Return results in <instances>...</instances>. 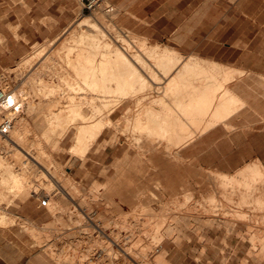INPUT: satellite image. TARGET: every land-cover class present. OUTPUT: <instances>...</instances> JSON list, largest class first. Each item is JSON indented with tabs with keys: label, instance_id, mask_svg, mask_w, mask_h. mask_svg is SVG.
Returning a JSON list of instances; mask_svg holds the SVG:
<instances>
[{
	"label": "rangeland",
	"instance_id": "rangeland-1",
	"mask_svg": "<svg viewBox=\"0 0 264 264\" xmlns=\"http://www.w3.org/2000/svg\"><path fill=\"white\" fill-rule=\"evenodd\" d=\"M66 2L73 11L72 14L67 12L69 16L71 14L69 23L58 35L27 46L25 53L12 63L5 64L0 60V91L1 88L9 90L6 89L8 87L17 91L24 87L22 85H29L28 79L32 73L39 71L46 80L57 83L59 78L52 64L55 60H51L43 70H40V64L48 55H56L58 61L60 56L53 52L59 49L73 30L87 27L81 25L80 28L79 25L83 17L88 15L90 19L96 20L99 28L115 27L123 30L127 34H123L125 38L128 35L131 37L128 40L145 39L149 45L162 44L174 48L182 56L194 54L234 68L236 71L229 76L230 81L226 85L241 99L232 105L234 107L225 119L216 121L212 129L183 148L179 160H182V167L190 175L189 183L185 185L195 188L191 198L185 199L186 186L173 174L175 179L172 184L176 185L165 189L162 200L146 199L151 198V191L154 190L147 183L152 184L154 181L144 179L139 185L141 190L137 192V197H128L129 201L121 199L119 194L107 196L104 188L112 181L116 182V186H121L122 191H126L125 171L130 173L129 166L133 158L130 157V160L125 157L128 146L123 139L131 136L130 131H119L121 141L115 143L112 138L109 139L114 135L113 129L105 130L90 148L83 149V152L79 150L73 157L70 147L75 142V128H67L66 124L64 129L67 132H63V126H57L51 134L43 137L50 103L40 100L43 99L40 94L34 96L28 93V99L33 101L36 108L24 105L23 111L17 116L26 119V129L31 128L28 133L31 143L34 139H41L47 152L45 160L51 165L52 172L62 178L67 189L77 190L80 198L76 202L83 205V211L74 206L77 204L68 195L59 192L52 177L43 172L41 165H30L31 160L27 154L21 153L19 158L14 157L15 147H2L0 144L1 155L12 161L15 170L26 169L28 176L23 193L3 187L6 193L0 202L1 211L14 217V222L8 227L18 231L19 238L13 241L24 246L25 264H137L131 256L144 264H264V261L260 263L249 256L248 251L253 242L247 225L240 223L236 228L226 225L220 227L218 224L210 226L195 218V215L208 213L233 216L236 209H243L249 214L248 217L256 218L253 213L254 203L238 199V193L244 189H233L236 179L232 180V186L226 180V186L233 187L231 192L234 195L237 193L235 197L231 193L226 200L218 194L212 201L209 195L215 192V183L222 180L219 174L235 176L246 164L255 161L264 163V0H102L92 9L85 8L80 0ZM110 7L112 10H108ZM0 40L3 41L1 25ZM37 52H41L44 57H37L21 65L25 56L36 57ZM2 58L4 56L0 54ZM68 89L67 85H62L59 92L57 90V94H54L59 97L62 106L67 104ZM222 93L223 89H217L216 98ZM122 109L117 113V118L122 114ZM119 122L123 126V119ZM196 127L199 126L188 124L187 129L193 130ZM0 138L2 140L3 137L0 135ZM106 138L108 143L101 146ZM31 143L27 148L30 153L34 152L31 149L35 150L36 145V142L32 143L34 146ZM142 160L143 165L146 164L145 158ZM259 180L258 183H261ZM142 186L146 190L143 191ZM172 189L174 194L171 193ZM140 191L144 196H141ZM43 195L51 201L41 208V222L34 223L22 203L38 201ZM53 202L58 207L54 210ZM94 220L102 223L110 236L101 232L94 225ZM170 224L174 228L168 234ZM176 235L180 236L178 241L174 240ZM260 241L258 239L256 243Z\"/></svg>",
	"mask_w": 264,
	"mask_h": 264
},
{
	"label": "bare ground",
	"instance_id": "bare-ground-1",
	"mask_svg": "<svg viewBox=\"0 0 264 264\" xmlns=\"http://www.w3.org/2000/svg\"><path fill=\"white\" fill-rule=\"evenodd\" d=\"M89 17L88 15L84 16L79 25L80 28L81 25H86V28L73 30L71 35L62 42L59 49L53 52V54L57 53L60 56L58 61L55 57L56 55H48L40 64V70H43L51 60H55L52 64L55 66L53 68L59 78L57 83L46 80L39 71L32 73L31 76L29 75V85L24 83L25 85H22L24 87L17 89V91L16 89L15 91L13 89L6 90L5 96L11 94L12 101L16 103L23 102L22 107L29 105V108L35 109V104L28 99V95L31 93L34 96L36 94L42 95L43 99L40 100L47 102V104L50 103L48 104L49 108L45 119L47 126L46 129L44 128L42 135L43 137L48 136L50 132L56 130L57 126L58 128L63 126V129L66 124L67 128L70 126L74 127L75 135L73 139L75 142L70 147L73 157L77 155L79 150L81 151L82 149L81 152H83V149L90 148L105 130L113 129L114 135L109 139L112 138L111 140L115 141V143L121 141L118 134L119 131H130L129 134L131 136L126 137V140H124L125 137L123 139V141H127L128 146L125 157L133 158L132 160L130 159V173L125 171L126 177L124 178L126 181L124 187L126 191H122L121 189L123 188L121 186H116V182L109 181L104 188L105 194L109 197L119 194L120 198L124 200L129 199L128 197H133V195L137 197V192L141 190L139 185L141 181L143 182L146 179L147 181H154V183L152 182L154 185L147 183V186H153L154 190H150L152 192L150 194L151 198L146 199L162 200L165 189L176 185L172 184V180L175 179L172 176L173 174L177 176L176 178L183 185L187 182L189 183L190 175L182 167V160H179L182 157V149L198 135L213 127L216 121L225 119L234 107L232 105L241 99L230 86L226 85L230 81H228L229 76L235 73L236 70L212 59H206L194 54L182 56L174 48L167 45H149L145 39L135 40L136 37L135 41L128 40L129 35L125 38L123 34L126 33L123 30L115 27L113 29L103 28L102 26L99 28L96 24L97 22H95L96 20H92ZM38 52L37 55L33 54L36 57L25 56L21 65H26L37 57H44L41 56L43 55L41 52L40 54ZM62 85H67L70 88L68 89L67 104L65 106L60 105L59 97L54 95L57 94V90L59 92ZM217 89H223V93L219 98H216ZM51 95L53 96L51 97ZM36 97L38 98V96ZM120 109H122V114L117 118L116 115ZM121 119L124 122L123 126L119 122ZM199 119L200 121L198 122ZM25 120L24 117L17 116V114L13 117L10 132L8 134H0L3 137L0 140L1 146L9 147L8 145H11L13 146L12 148L15 147L13 152L16 158H19L21 153L27 154L26 156L30 157L31 160L30 165H34L32 163L41 165L43 172L52 177V181L59 189V192L66 196L68 195L73 200V203L77 204L76 201L80 198L79 193L77 190L67 189V186L62 182V178L52 172L51 165L45 160L47 152L45 147L42 146L40 138L39 140L34 139V142H36L35 150L31 149L34 152L30 153V150L28 151L27 148L31 143L28 133H30L29 129L31 128L26 129ZM196 121L197 124H195ZM188 124L199 126L200 129L196 127L193 130H188ZM63 132L67 131L64 129ZM107 141L109 140L106 138L103 143L101 142V146L106 145ZM84 142L87 144L84 145ZM32 143L31 146H34ZM142 158H145L146 164L144 165ZM13 166L12 161L0 153V173H2L0 202L6 193L3 192V187L7 186L9 190L12 189L11 191L16 189L22 193L26 189L25 186L28 179L25 173L26 169L17 171ZM217 173L219 172L215 174ZM219 175L222 180L215 183L216 190L210 193V200L216 199L218 194L221 197H225L226 200L231 193L234 195V192H231L233 187L226 186V183L230 181L232 186V180L235 181L236 179L233 189L237 188L238 191L244 189L243 192L240 191V194L238 193L240 196L237 195L238 199L240 198L244 201L246 199L247 202L254 203L255 210L254 208L252 209L256 218L248 217L249 214L243 209L233 210L234 213L231 211L233 216H229L226 213H208L206 215H195V218L197 221L210 226L218 224L220 227L226 225L229 228H236L240 223L247 225L249 231H251L250 238L253 242V246L248 251L249 256L262 263L264 261V164L262 165V162H253V164H247L240 168L235 175L239 177L238 179L234 174L222 173ZM124 178H122V181ZM259 178L261 183H258ZM147 186L144 187L147 188ZM177 186L175 187L177 188ZM185 186V199L191 198L195 193V188L188 187V185ZM202 187L205 188L203 184ZM7 192L9 193V191ZM141 193L142 196L143 192ZM171 193H173V189ZM34 194L38 193L35 192ZM56 204V202H53V210L58 208ZM74 206L79 207L83 211V205L77 204ZM9 214L0 209L1 226H8L14 222V217ZM85 214L91 218V215ZM250 214L252 215V213ZM94 225L105 235L110 236L106 232L107 228L102 223L94 220ZM173 228V225L170 224L167 229L168 234H171ZM179 237L177 236L174 240L178 241ZM258 239L261 240L260 243H256ZM112 240L114 241V239ZM121 249L128 256H131L125 248L121 247ZM131 257L137 264H144V262H139V259Z\"/></svg>",
	"mask_w": 264,
	"mask_h": 264
},
{
	"label": "crops",
	"instance_id": "crops-1",
	"mask_svg": "<svg viewBox=\"0 0 264 264\" xmlns=\"http://www.w3.org/2000/svg\"><path fill=\"white\" fill-rule=\"evenodd\" d=\"M0 8L3 40H0V54L4 56L0 60L5 64L19 59L25 53L27 46L58 35L69 23L73 11L66 0H0ZM69 11L70 16L67 13ZM205 132L198 135L192 142ZM255 162L261 163V161ZM40 200L39 198L38 201L22 203L28 209L26 213L34 223L41 222L43 206ZM8 226L0 225V264H25L24 246L13 241L19 238L18 231Z\"/></svg>",
	"mask_w": 264,
	"mask_h": 264
},
{
	"label": "built area",
	"instance_id": "built-area-1",
	"mask_svg": "<svg viewBox=\"0 0 264 264\" xmlns=\"http://www.w3.org/2000/svg\"><path fill=\"white\" fill-rule=\"evenodd\" d=\"M85 8L92 9L98 6L102 0H80ZM108 10H112V7L108 8ZM0 91V134H8L13 124V117L16 114H19L23 111L22 104L23 102L16 103L11 100V94L5 96V91L3 88ZM6 89H12V87H8ZM22 101V100H21ZM49 203V198L43 196L40 200V204L42 206H47Z\"/></svg>",
	"mask_w": 264,
	"mask_h": 264
}]
</instances>
